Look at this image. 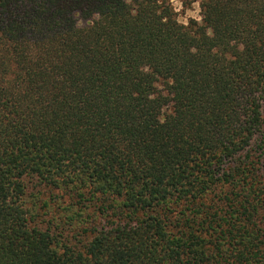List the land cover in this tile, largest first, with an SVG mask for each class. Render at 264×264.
Segmentation results:
<instances>
[{
	"label": "trees",
	"instance_id": "16d2710c",
	"mask_svg": "<svg viewBox=\"0 0 264 264\" xmlns=\"http://www.w3.org/2000/svg\"><path fill=\"white\" fill-rule=\"evenodd\" d=\"M194 1L0 0V264H264V0Z\"/></svg>",
	"mask_w": 264,
	"mask_h": 264
},
{
	"label": "rangeland",
	"instance_id": "374dc122",
	"mask_svg": "<svg viewBox=\"0 0 264 264\" xmlns=\"http://www.w3.org/2000/svg\"><path fill=\"white\" fill-rule=\"evenodd\" d=\"M172 6L174 7L176 19L179 22L185 23L188 18H193L200 20L198 3L196 1L192 2L189 7L183 8L179 0H170ZM82 20H78L77 24H82Z\"/></svg>",
	"mask_w": 264,
	"mask_h": 264
}]
</instances>
